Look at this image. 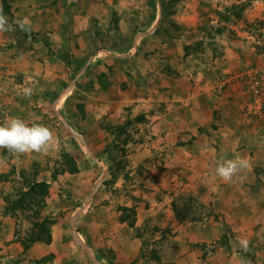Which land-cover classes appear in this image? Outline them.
I'll use <instances>...</instances> for the list:
<instances>
[{
    "label": "rangeland",
    "instance_id": "obj_1",
    "mask_svg": "<svg viewBox=\"0 0 264 264\" xmlns=\"http://www.w3.org/2000/svg\"><path fill=\"white\" fill-rule=\"evenodd\" d=\"M254 2L0 0L10 22L32 26L0 33V123L20 116L56 137L47 156L0 149V226H12L0 264H54L53 252L38 260L29 248L71 226L81 245L63 264H264V15H252ZM46 10L58 17L42 19ZM228 51L237 66L223 70ZM22 54L43 67L25 76L11 60ZM237 157L257 175L225 184L217 161Z\"/></svg>",
    "mask_w": 264,
    "mask_h": 264
},
{
    "label": "clouds",
    "instance_id": "obj_2",
    "mask_svg": "<svg viewBox=\"0 0 264 264\" xmlns=\"http://www.w3.org/2000/svg\"><path fill=\"white\" fill-rule=\"evenodd\" d=\"M17 26L21 31H32V26L26 19L10 22L0 9V33L14 32ZM33 94L31 87L22 90L24 98H30ZM55 142L54 132L43 123L28 122L19 117L5 119L3 123H0V149H6L13 155L36 153L47 156L55 150ZM248 168L247 160L222 158L217 161L215 171L222 180L231 181L234 176ZM238 245L244 252L249 251V240L239 239Z\"/></svg>",
    "mask_w": 264,
    "mask_h": 264
},
{
    "label": "crops",
    "instance_id": "obj_3",
    "mask_svg": "<svg viewBox=\"0 0 264 264\" xmlns=\"http://www.w3.org/2000/svg\"><path fill=\"white\" fill-rule=\"evenodd\" d=\"M24 1H26L27 2V5L29 6V5H31L33 3L34 0H24ZM35 1H37V0H35ZM42 1H46V3H50L51 2L50 5L53 6L52 1H54V0H42ZM254 4H255V6L252 9V15H255V16L264 15L263 12H262V10H264V3L263 2L261 3L260 0H255ZM256 4H258V5L261 4L260 11H257L256 10V8H257ZM57 5H59V4H57ZM44 12H45V15L43 16L44 18L42 17V19H44V20H47V17H51V20L54 17H58V15L56 13L52 14V12H54L53 10L51 11V14H50V10H46ZM57 21H58V19H57ZM22 55H23V57H25V59L23 57H20L19 59H13V58H11V60H13V63L12 64H14L19 69L20 72H23V73L26 74L25 76H30L31 77L30 72L31 71H34L33 69L38 70L37 68L43 67L41 63L40 64H32V63L27 64L26 63V59H27V56H29V55L28 54H22ZM227 57H228L227 58L228 61H227V63H224L223 64V70H226V69L232 70L231 67H236L237 66V64H234V62L229 61V60L233 59L234 55L231 54V52L228 51ZM1 76L2 75L0 74V77ZM1 79H2V77H1ZM186 90L189 91V87H187ZM200 99H201V97H200ZM195 103L197 104L198 101L195 100L194 97H192V99L190 98L188 100H187V97H185L183 99V104H186V105H192V104L193 105H196ZM22 108L23 107H21V109ZM207 111H208L207 108L200 109V110L195 111L193 113V115L195 114V115H199L197 117H203L204 115H208L209 114ZM188 121H190V120H186V119L183 120V130H185L186 127L189 126L188 125ZM190 128H193V127H190ZM170 131H171V134H175L176 135L175 137L177 138L178 128H171ZM228 151L226 149L224 150V152H228ZM246 152H247V149L246 148H243V153L242 154H243L244 157H246V155H247ZM190 157H191V153H189V156H185L184 159H183V156L181 155V158L178 159V160H180V163H178V164H180V166L179 165L178 166L179 167H183V169H185V168L187 169L189 167L188 164L189 163H192V160H189ZM237 159L239 160L240 157H237ZM211 162H212V160H211ZM0 166H2V165H0ZM255 166H258L260 168H264V162L262 163V165L255 164ZM249 168H251L250 165H249ZM4 170H7V169H4ZM0 172H2V170H0ZM187 173L189 174V176H191V171H187ZM248 173L249 174H253V176L254 175H257V174H255V171L252 168H251V170ZM258 176H260L261 177L260 180H262V182H264V179H263L264 172H261V174H259ZM36 177H37V181L51 182L50 178L40 179L39 176H36ZM216 181L220 184V180H216ZM221 182H222V180H221ZM223 182H225V184H226L228 181H224L223 180ZM151 208H153V207H151ZM146 214H143L142 213V215L145 217L143 220H145V223L147 222V224H148L151 220H150V217H149V213L147 212ZM9 225H10V223L8 224L7 228H5L6 226L5 227L0 226V247L4 246L5 241L9 238L8 236H10V233H12V226H9ZM92 226L95 227L93 223H92ZM185 226H189V224H187ZM89 227H90L89 229H92L93 228V227H91V225H89ZM138 227L140 229H142V230L145 229V231L146 230H149V228H150V226H143V227L142 226H138ZM74 228H75V226H71L70 229H64V233L57 232L58 234H62L60 236L54 231L55 229L53 228V232H52V235L53 236H52L51 243L47 244L45 241H42V240L40 241L43 246H47L46 248L43 247L42 245H40V243H38V242H34L33 245L29 248V250L32 251V254L31 255L33 256V258L40 260V259L44 258V255L46 254V252L49 253V254H51L50 252H53L54 254H56V256H52L53 254H51L50 256H48V258L46 257L47 263L48 262H53L54 264H56V263L57 264H63L65 261H70L69 258L73 259V257L75 255H78V252L75 250L76 249V245H81L80 238L75 234ZM78 233L81 236H83V233H81V232H78ZM102 235L103 234H100V237H99L100 239H101V236ZM127 237H128V235L125 237L126 239L121 238L124 241V242H121L122 243V246L129 245V244H127L128 242H131L132 243V240L131 239H127ZM43 242H45L46 244H44ZM129 246H131V245H129ZM52 247H54V248H52ZM50 248H51V250H50ZM66 248H67V250H66ZM45 249H47V250H45ZM63 249H64V251L66 250V253L64 252V254H62V256H61L60 255V252ZM129 251H130V249L127 248V252H129ZM69 252H73V257H71L70 254H68ZM87 253H88V255H90L89 254V250L87 251ZM65 255H67V256H65ZM94 255H95V253H93V256ZM46 259H43V261H45ZM96 261L97 262H100L101 264L107 263V260H105V257H102L100 260H97L96 259Z\"/></svg>",
    "mask_w": 264,
    "mask_h": 264
},
{
    "label": "trees",
    "instance_id": "obj_4",
    "mask_svg": "<svg viewBox=\"0 0 264 264\" xmlns=\"http://www.w3.org/2000/svg\"><path fill=\"white\" fill-rule=\"evenodd\" d=\"M234 6H232L231 8H233ZM6 8V7H5ZM7 9V8H6ZM237 14V16H239V14L238 13H236ZM67 157H70L69 155H67ZM73 170H77V167L76 166H74L73 168H72ZM41 183H44V182H41ZM43 186H45V188H46V185L45 184H42ZM46 238H47V241H50V239H51V235L48 233L47 235H46Z\"/></svg>",
    "mask_w": 264,
    "mask_h": 264
}]
</instances>
